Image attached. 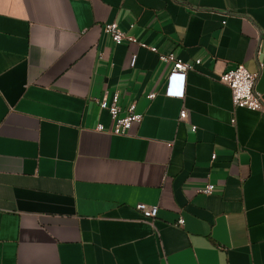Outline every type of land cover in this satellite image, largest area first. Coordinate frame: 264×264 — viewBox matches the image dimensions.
<instances>
[{
  "label": "crops",
  "instance_id": "0c3cea01",
  "mask_svg": "<svg viewBox=\"0 0 264 264\" xmlns=\"http://www.w3.org/2000/svg\"><path fill=\"white\" fill-rule=\"evenodd\" d=\"M140 43L201 60L183 99ZM240 64L264 99V0H0V264H264V110L220 81ZM115 92L144 116L122 136L97 131Z\"/></svg>",
  "mask_w": 264,
  "mask_h": 264
},
{
  "label": "built area",
  "instance_id": "2783aa9c",
  "mask_svg": "<svg viewBox=\"0 0 264 264\" xmlns=\"http://www.w3.org/2000/svg\"><path fill=\"white\" fill-rule=\"evenodd\" d=\"M104 31L108 34L116 45H121L124 42L138 43L133 37L128 36L119 26L118 23H110L104 26ZM139 46L146 48L159 56L160 61L166 65H172V70L167 78L165 95L170 98L185 97L186 78L187 74L194 70L196 66L201 64V60L195 63L184 62L175 57L174 54L159 53L158 48L140 43ZM258 75L251 73L245 65L240 64L236 68L224 72L220 76V81L229 87L231 90L232 102L236 108H244L250 111L264 110V99L262 94L256 91L255 86ZM156 94L148 95V99L153 100ZM121 94L115 92L110 97L105 94L98 104L100 108L107 111L112 120V126L107 129L104 125H98L97 131L107 132L112 135L122 136L128 133L134 124H139L143 121V114L137 112L136 103H132L127 109L120 106ZM187 112L183 110L180 114V120H186ZM193 130H196L194 127ZM216 156H213L215 159ZM215 190V185L209 184L206 187L199 189V193L211 195ZM136 210L142 214L145 220H155L159 213L158 206H149L144 203L136 205ZM178 224L183 226L185 221L180 219Z\"/></svg>",
  "mask_w": 264,
  "mask_h": 264
}]
</instances>
